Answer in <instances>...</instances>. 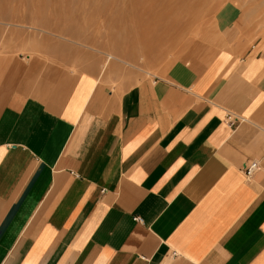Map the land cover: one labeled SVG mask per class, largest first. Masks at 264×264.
Segmentation results:
<instances>
[{"label": "crops", "instance_id": "1", "mask_svg": "<svg viewBox=\"0 0 264 264\" xmlns=\"http://www.w3.org/2000/svg\"><path fill=\"white\" fill-rule=\"evenodd\" d=\"M0 264H264V51L136 83L0 55Z\"/></svg>", "mask_w": 264, "mask_h": 264}, {"label": "rangeland", "instance_id": "2", "mask_svg": "<svg viewBox=\"0 0 264 264\" xmlns=\"http://www.w3.org/2000/svg\"><path fill=\"white\" fill-rule=\"evenodd\" d=\"M239 45L264 51V0H0V55L134 83Z\"/></svg>", "mask_w": 264, "mask_h": 264}, {"label": "built area", "instance_id": "3", "mask_svg": "<svg viewBox=\"0 0 264 264\" xmlns=\"http://www.w3.org/2000/svg\"><path fill=\"white\" fill-rule=\"evenodd\" d=\"M228 119L230 120L229 126L234 127L238 122V118H232L231 116H228ZM258 164L256 162H249L247 164L243 165V172L246 177V179H250L253 175V173L257 170ZM135 221L139 222V218H134Z\"/></svg>", "mask_w": 264, "mask_h": 264}]
</instances>
